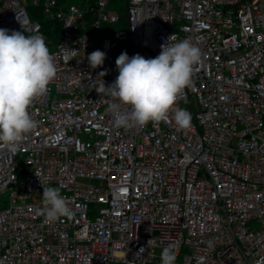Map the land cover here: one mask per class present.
I'll return each mask as SVG.
<instances>
[{
  "label": "built area",
  "instance_id": "obj_1",
  "mask_svg": "<svg viewBox=\"0 0 264 264\" xmlns=\"http://www.w3.org/2000/svg\"><path fill=\"white\" fill-rule=\"evenodd\" d=\"M110 0H0V28L41 35L27 7L61 22L50 51L57 75L28 111L37 122L16 152L0 146V264H257L264 258V0H125L137 54L189 39L201 51L169 119L116 128L96 89L119 75ZM86 14L95 18L78 32ZM106 53L90 67L87 57ZM105 72V76H99ZM38 174V175H37ZM43 186L58 187L72 219L45 223ZM150 245H149V241ZM211 242V243H209ZM144 248L142 254H138Z\"/></svg>",
  "mask_w": 264,
  "mask_h": 264
},
{
  "label": "clouds",
  "instance_id": "obj_2",
  "mask_svg": "<svg viewBox=\"0 0 264 264\" xmlns=\"http://www.w3.org/2000/svg\"><path fill=\"white\" fill-rule=\"evenodd\" d=\"M161 48L160 54L151 59L140 54L130 58L126 51L121 53L116 59L119 75L115 81L107 87L103 83L96 89L118 101L109 105L116 128L167 121L170 112L179 129L190 127L191 114L175 104L179 94L192 83L201 51L189 39L172 45L165 43ZM105 58L106 53L100 50L87 57L93 69L102 66ZM56 75L54 57L41 35L26 36L0 28V146L14 153L25 136L36 129L37 122L28 108L35 98L47 93ZM101 75L106 73L101 72ZM42 197L40 215L45 223L56 222L61 217L72 219L74 212L58 187L43 186ZM144 251L141 248L138 254ZM176 258L174 246L163 249L162 264H175ZM257 264H264V258Z\"/></svg>",
  "mask_w": 264,
  "mask_h": 264
},
{
  "label": "trees",
  "instance_id": "obj_3",
  "mask_svg": "<svg viewBox=\"0 0 264 264\" xmlns=\"http://www.w3.org/2000/svg\"><path fill=\"white\" fill-rule=\"evenodd\" d=\"M72 1L80 2V3L85 2V0H72ZM57 2L58 5L62 8H66L69 4V0H57ZM110 5H114V3L111 0H110ZM27 10L31 19L40 22L41 32L44 36V39L46 41L49 50L52 51L51 50L52 48L54 50L57 47V44L59 43L61 38V22L55 19H49L45 14L42 13L40 7L29 5L27 7ZM94 18L95 16L93 14H86L84 20L80 23L78 32H83L86 29H88ZM113 42L115 43L120 42V44L122 45L127 43V45H129V54H133L134 50L136 51L135 46L133 45V43L129 38L128 28L126 35H123L122 37H119L117 33H115ZM7 201H8L7 198H5L2 194H0V208L6 206Z\"/></svg>",
  "mask_w": 264,
  "mask_h": 264
},
{
  "label": "rangeland",
  "instance_id": "obj_4",
  "mask_svg": "<svg viewBox=\"0 0 264 264\" xmlns=\"http://www.w3.org/2000/svg\"><path fill=\"white\" fill-rule=\"evenodd\" d=\"M112 1L114 2V5H111V8L119 11L120 20L117 23L102 24L101 28L96 32L97 38H100L106 34L115 35V33H117L119 37H122L127 33L128 23L126 16L125 0H112ZM70 2L72 3L73 1L69 0V3ZM51 50H53V48ZM125 51L127 52L130 58L136 55L137 53L134 50L133 54H129V45H127V43L122 45L120 44V42L117 43L113 42V56L115 59H117L118 56ZM2 195L8 200L9 191L3 193Z\"/></svg>",
  "mask_w": 264,
  "mask_h": 264
},
{
  "label": "crops",
  "instance_id": "obj_5",
  "mask_svg": "<svg viewBox=\"0 0 264 264\" xmlns=\"http://www.w3.org/2000/svg\"><path fill=\"white\" fill-rule=\"evenodd\" d=\"M112 1V0H111ZM113 2V1H112ZM73 3H80V2H72V3H69V4H73ZM114 3V2H113ZM68 4V5H69ZM110 4V3H109ZM110 7H111V5H110ZM114 10H116V9H114ZM118 13H119V11L118 10H116ZM103 24H110V23H103ZM113 37H114V35H113ZM101 38V37H100ZM96 39L98 40L99 38H97L96 37ZM136 52V51H135ZM137 54V53H136Z\"/></svg>",
  "mask_w": 264,
  "mask_h": 264
}]
</instances>
